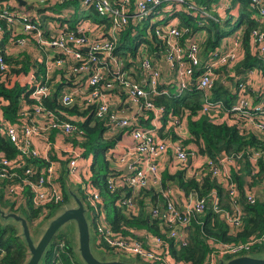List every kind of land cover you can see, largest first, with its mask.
Here are the masks:
<instances>
[{
  "label": "built area",
  "instance_id": "1",
  "mask_svg": "<svg viewBox=\"0 0 264 264\" xmlns=\"http://www.w3.org/2000/svg\"><path fill=\"white\" fill-rule=\"evenodd\" d=\"M23 1L34 8L46 0ZM57 1L62 3L64 0ZM83 5L92 6L100 17L110 19L111 24L105 34L101 31L103 25L96 30L86 23L76 32L62 30L45 37L42 33L49 30V26L40 29L33 24L26 7L20 8L16 0L0 5V22L6 27L8 44L13 42L22 48L26 44V36L34 32L39 59L43 63L40 74L31 72L28 77L32 85L30 99L38 102V105L32 111L20 107L14 123L0 121V134L13 143L18 155L16 161H9L0 151V192L4 200L9 204V201L18 202L21 208H25L29 200L33 209H40L45 215L48 212L47 206L58 205L63 201V189L58 176L65 170L69 181L80 185L83 199L90 208L97 248L148 264H175L170 258V241L176 246H184L186 229L208 207H212L216 214L223 217L232 232L241 231L245 212L240 202L249 205L264 202V147H251L236 154L222 156L218 160L188 151L182 143L172 142L158 133L159 129L166 127V135L173 128L176 134L188 137L187 114L181 117L166 115L165 108L157 106L153 97H180L184 92H201L204 96L203 114L212 118L223 112V115L229 113L233 118H242L251 128L254 137L264 143V87L259 93L252 88L254 82L260 83L263 75L249 70L243 72L244 81L234 79L233 94H236V101L229 109L223 101L212 103L207 96L217 82L219 70L233 68L243 58V27L224 37L216 49L203 52L205 50L198 44L199 36L192 38L189 29L180 28L175 20H179V6H182V12L200 10L207 16L204 7L186 4L184 0H83ZM172 5H176V8L169 15L170 20L166 21L163 14L171 13ZM163 6V11L156 10ZM250 7L257 15V26L249 34L251 51L264 63V0H251ZM148 19L153 23L163 21L154 30L156 43L161 44V51L155 56L163 59L173 73L172 76L167 70L165 73L161 72L160 66L154 63L153 54L148 52L149 55L146 47L140 49L139 64L136 66L138 75L133 67L128 68L125 64L131 62L130 57L123 59L114 54L120 36L129 23L145 26L144 22ZM3 33L0 24V47ZM2 53L3 50L0 49V72H5L8 66ZM64 68L73 74L84 75L85 81L73 90L62 92V106H94V118L105 120L114 135L130 136L132 139L131 146L124 147L125 154L116 156L117 163L124 170L123 173L108 176L107 190L117 193V203L134 216L140 211L137 198L139 193L156 191L160 200L147 206L146 212L150 220L159 224L164 238L150 233H144L141 237H125L114 231L105 219V201L99 188L88 183L81 185L83 180L80 181L78 171L81 150L70 142V139L79 137L78 127L41 104V99L51 92L52 71ZM196 71L199 76L194 78ZM167 75L174 83L171 87L173 93L168 89L159 90L161 80ZM137 77L140 78L139 81L136 80ZM117 95L124 96L128 106L132 108V114L126 113L124 105L114 103ZM148 114L149 126L145 124L144 127L139 124V119L146 120ZM162 120L167 122L165 126ZM53 132L63 135L62 141L56 137L51 138L50 134ZM36 141L42 146H36ZM168 153L180 169L189 160L202 159L203 163L198 170L187 178L201 180L208 177L216 181L227 192L228 208L220 207L215 190L205 196L196 192L182 195V204L179 200H174L173 188L162 184L159 167L161 159ZM19 161L42 164L39 165L41 167L31 164L23 173H19ZM234 174L243 178V191H240ZM261 243H264V233L234 244L216 242L210 247L203 264H217L218 259L248 254ZM62 255L70 257L61 242L53 248L51 264H64Z\"/></svg>",
  "mask_w": 264,
  "mask_h": 264
},
{
  "label": "trees",
  "instance_id": "2",
  "mask_svg": "<svg viewBox=\"0 0 264 264\" xmlns=\"http://www.w3.org/2000/svg\"><path fill=\"white\" fill-rule=\"evenodd\" d=\"M184 1L186 4H193L198 8L204 7L208 13L207 16L200 10H185L182 13H178L180 20L178 26L189 29V35L192 38L198 35V44L205 51L216 49L224 37L233 34L236 30L243 27V58L235 64V68L220 69L215 86L207 94L212 103L223 101L226 108L229 109L236 101V94H233L234 79L240 82L244 81L242 74L236 75V72L241 69L244 71L254 70L264 76V63L253 55L250 46L249 34L257 26L254 19L255 12L250 7L251 0H231L229 7L227 6L224 10L223 14L226 12L224 16H222L220 11L208 8V0ZM164 6L156 10L163 11ZM175 8L176 5H172L171 14L174 13ZM234 9L238 12V18L235 24L232 22V11ZM25 10L30 12L31 22L40 27V29L47 25L49 26V30L46 29L42 33L45 37L55 35L62 30L76 32L86 23H89L96 30L103 25L101 31L105 34L111 24L110 19L100 17L92 6H84L83 0H64L62 3H59L57 0H46L42 4L35 5L32 10L28 7ZM93 15L95 16L94 18H92ZM155 23L149 26L146 24V27L143 28L142 24L138 26L130 22L122 32L114 51V54L119 58L126 59L130 57L131 62L125 64L128 68L133 67L136 74L138 73L136 66L139 64L138 59L140 58V49L142 47H146L147 53L153 54L152 57L154 60L160 57L155 56L156 53L159 54L161 51V44L156 43V37L154 35V30L157 28ZM0 24L4 31L0 49L3 50L5 46V50H8V54L4 50L2 53L8 69L5 72H0V114H2L0 118L3 119H0V121L14 123L15 120L17 121L20 107L21 109L25 108L28 111H32L38 105V102L30 99L32 85L28 81V77L31 72L40 74L43 70V63L39 59L34 32L26 36V44L20 48L13 42L8 44L6 27L2 22ZM229 25V29H222V26L226 27ZM130 42L133 45H130ZM198 76L199 72L196 71L194 78ZM84 81V75L73 74L66 68L54 69L52 71V78L50 79V84L52 85L51 92L46 98L41 99L42 106L78 127L79 137L77 139H70V142L73 145H77L83 151V154L85 152L89 153V156L92 158L90 181L94 187L99 188V192L104 198L105 219L113 230L120 232L125 237H134L136 235L132 228L145 229L150 234L164 238L161 227L155 220H150L143 203L138 202L140 211L137 216H134L117 203L119 200L117 193H110L107 190L106 180L108 176H114L116 173L115 170H109L106 174L101 175L103 169L102 163L107 165L104 152L111 149L113 151L110 155L111 159H116L114 149L119 142L117 140L118 135L113 134V131L109 128L105 120L94 118V106L86 107L83 105H75L69 108L62 106L60 102L62 92L67 89L73 90ZM173 84L171 77L162 79L159 84V90L168 89L173 93L172 88H170L174 86ZM257 85L258 87L254 88L252 86V88L259 93L261 88L264 87V78ZM153 102L157 106H163L166 115L172 114L173 116L181 117L187 114L186 130L188 137H181L175 133L173 128L170 129L168 135L165 134L162 137L172 142H180L188 151H195L204 158L218 160L221 156L236 154L251 147H264V143L254 137L251 128L246 125L242 118H233L229 113L223 115V112L212 118L203 114L204 96L201 92H184L180 97H168L165 95L154 96ZM148 116L149 114L144 122L147 126H149ZM162 124L165 126L167 122L162 120ZM50 135L62 141L63 135L58 133H51ZM105 137H110V139L106 141L104 140ZM66 140L68 139L66 138ZM0 151L9 161H16L18 157L13 143L1 134ZM60 163L63 164L62 161ZM31 164L41 167L39 165L42 163L19 161V173H23L25 168ZM22 166L25 167L22 168ZM187 168L186 164L183 169H179L174 175L165 174L162 184L166 185L167 181L174 182L176 188L184 196H187L191 192L205 196L210 191L215 190L221 203L220 207L227 209L228 197L225 189L208 177H203L201 180H197L194 177L187 178L184 175V171ZM234 178L239 184L240 191H243V178L237 174H234ZM60 183L63 189V201L58 205L47 206V214L43 215L40 209H33L29 200L27 201L26 207L21 208L23 216L28 220V225L35 226V219L45 216L38 220L37 224H41L52 216L61 204L67 203L66 186L64 182ZM144 193H146V196H151L150 204H156L158 202L159 196L153 190L144 191ZM1 204L5 206L9 203L4 200L0 192ZM240 204L245 212L241 231L234 234L223 217L220 214H216L212 207H208L204 211V214L193 219L186 229L187 237L184 246H176L177 244L175 245L173 241H170V258L172 262L175 264H203L210 251V247L216 244V242L234 244L246 241L254 235L264 233V202L249 205L242 201ZM33 230L37 232V228H33ZM61 242L70 255V257L62 255L64 264H80L70 236L68 234L61 235L60 232L53 238L49 246V251L47 250L45 254L46 261L50 263L53 248ZM95 247H98L96 241ZM263 252L264 244L251 250L249 254L261 255ZM0 254H3L0 259V264H24L27 258L26 245L17 235L15 227L11 224H3L1 222ZM229 259L231 257L226 258V260Z\"/></svg>",
  "mask_w": 264,
  "mask_h": 264
},
{
  "label": "rangeland",
  "instance_id": "3",
  "mask_svg": "<svg viewBox=\"0 0 264 264\" xmlns=\"http://www.w3.org/2000/svg\"><path fill=\"white\" fill-rule=\"evenodd\" d=\"M230 1L231 0H208L207 6H208V8H210L212 10H219L222 13L226 9V6H227V4L230 3ZM76 7H77V4H76ZM177 10H178V12L181 13L182 12V6L177 7ZM232 14H233L232 22L235 24V21L238 18V12H237V10L234 9L232 11ZM163 16H164V18H165L166 21L167 20H170V16L169 15L164 14ZM222 16H224V14H222ZM94 17L95 16L93 15L92 18H94ZM177 22H178V25H179V20H177ZM152 23L153 22L150 21L149 19L144 22V24H147L148 26L151 25ZM162 24H163V21L162 20L161 21H157L155 23V26L156 27H159ZM230 25H231V23H230ZM230 25L229 26H226V27H223L222 26V29L224 28V30H227V29L230 28ZM142 27H146V25L145 26H142ZM148 36H150V34H148ZM130 45H133V43L130 42ZM109 139H110V137H105L104 138V140H106V141H108ZM126 140H128V142H132V139H131L130 136H126ZM112 152L113 151L111 149L106 150L104 152V157L107 160V165L105 163H102L103 169H102L101 175L106 174V172L110 170V164H111V167H113V165L114 166L115 165H119L117 163V158L116 159H113V158L111 159V156H110L111 154L110 153H112ZM124 154H125V150L123 148V149H120V151H118L116 153V156L119 157V156H122ZM80 155H81V157L79 159L78 171H79V177L81 175L80 181L83 180V182H84V183L82 182L81 185L82 184H85V183H88V184L92 185L91 182H90L91 178H89V177H91L90 169H91L92 158H91V156H89V153H86L85 152L83 154V151L82 150H81V154ZM128 161H129V158L127 159L126 163ZM106 166H107V168H106ZM58 178H60V180H59L60 182H64V184H65L66 187L69 186V187H67V190H68L67 197H69L68 198V201L65 204H61L60 207L56 210V212L52 216H50L48 219H46L44 222H42L41 224H37V222H38V220H40L41 218H43L45 216L36 218L35 221H34V222H36L35 226L28 225V220L26 219L25 216H23V214L21 212V204H19L18 202H15V201H12L11 202V201H9L10 204L5 205V206L1 204L0 205V210L2 209V211L3 212H6L7 214L10 213V214H14L16 216L23 217L26 220V222H27V226L29 228V231L31 233L32 238L35 239V240H37L41 236V234L45 231L47 225H49V223L53 219H55L65 209H68L70 207H74L75 206L74 201L72 200L73 196L74 197H78L81 200V202L83 203L84 208H85L84 216H85V219H86V222H87V225H88V229H89L90 251H91V253L93 254V256L97 260H99V261L118 260V261H123V262L131 263V264H148V263L139 261L137 259H133V258H130V257L116 255V254H114L112 252H105L102 249L95 248L94 241L96 240V236H95V233H94V230H93V227H92L91 215H90V208L87 206V204L85 203V201L83 199V193L81 191L82 189H81V187H79L80 185L79 184H74V182H70L69 179H68V177H67V174H66L65 170H64V172L62 174H59ZM6 224L13 225L15 227V229H16L17 235L22 238V235H23L22 232L23 231H22L21 223L16 222L13 219H8V220H6ZM33 228L34 229L37 228V232H34ZM61 228H62V230H61ZM61 228L59 229L61 235L68 234L70 236L71 241L73 242V246L75 247V252H76V254H78L77 253V248H78V239L77 238L78 237H77V227H76V223L73 222V221H71V222L66 223L65 225H63ZM22 240H23V238H22ZM263 244L264 243H261L260 245L255 246L253 249H255V248L259 247V246H262ZM2 255L3 254H0V257ZM244 255L254 256V255L249 254V253L248 254H244ZM255 256H260V257H263L264 258V252L261 255H255ZM51 259H52V255H51L50 263H49V262L46 261V257H43V258H41V260H40V262L38 264H51ZM222 259L223 260H226L225 258H222ZM81 262L83 263L82 260H81Z\"/></svg>",
  "mask_w": 264,
  "mask_h": 264
},
{
  "label": "water",
  "instance_id": "4",
  "mask_svg": "<svg viewBox=\"0 0 264 264\" xmlns=\"http://www.w3.org/2000/svg\"><path fill=\"white\" fill-rule=\"evenodd\" d=\"M16 1L19 7H28L29 9L33 8V6H28L27 3L23 0H16ZM243 71L244 70L242 69L240 70L241 73ZM117 139H120V137H118ZM67 187H66V192L68 195ZM72 200L74 201L75 206L65 209L61 214H59L55 219H53L49 223V225H47L45 231L41 234V236L37 240L32 238L29 228L27 226V222L23 217L16 216L10 213L7 214L6 212H3L2 209L0 210L1 223L6 224V220L8 219H13L16 222L21 223L22 231H23L22 238L27 248V259L24 264H38L41 258L45 257L47 250L49 251V246L53 238L60 232L59 229L63 225L71 221L75 222L77 227V237H78L77 257L79 259L80 264L82 263L81 260L83 261L84 264H131L118 260L99 261L93 256V254L90 251L89 229L84 216L85 213L84 205L78 197L73 196ZM95 241H94V246H95ZM74 251H75V247H74ZM217 264H264V258L255 255L254 256L240 255V256L232 257L229 260L218 259Z\"/></svg>",
  "mask_w": 264,
  "mask_h": 264
},
{
  "label": "crops",
  "instance_id": "5",
  "mask_svg": "<svg viewBox=\"0 0 264 264\" xmlns=\"http://www.w3.org/2000/svg\"><path fill=\"white\" fill-rule=\"evenodd\" d=\"M8 1H11V0H2V1H0V5L2 4V3H4V2H8ZM230 3H231V1H230ZM229 3V4H230ZM229 4H227V6L229 7ZM19 6V5H18ZM227 6H226V8H227ZM20 8H22V7H20ZM32 10V9H31ZM219 11V10H218ZM224 12H222V14H223ZM164 14H166V15H170L171 13H164ZM163 14V15H164ZM224 15H226V12H225V14ZM255 18H257V15H255L254 14V19ZM175 22H177L176 20H175ZM177 24H178V22H177ZM222 41V40H221ZM221 41H220V44H221ZM1 48V47H0ZM3 48V47H2ZM3 50L4 51H6L5 50V46H4V48H3ZM208 51H210V50H208ZM203 52H207V51H203ZM6 53L8 54V50L6 51ZM50 55L51 56H53V54L52 53H50ZM154 63H157L159 66H160V68H161V72L162 73H165V71L167 70V72H168V74L170 75V76H172L173 75V73L168 69V67L166 66V64H165V62L163 61V59L162 58H158L157 60H155V62ZM236 66V65H235ZM235 66H233V68H235ZM244 72V71H243ZM243 72L241 73L240 71H238V72H236V75H238V74H242V76H243ZM169 75H167L164 79H168L169 78ZM242 76H240V77H242ZM139 79L140 78H136V80L137 81H139ZM258 83L257 82H254L253 84H252V86L254 87V88H256V87H258V85H257ZM109 101H110V97H109ZM114 103H116V105H124L125 107V109H127L126 111V113H128V114H132L133 113V111H132V108L131 107H129L128 106V103H127V101L125 100V98H124V96H122V95H117V99H115L114 100ZM2 116V114H0V117ZM145 119H139V124H141L142 126H144L145 127V124H144V121ZM159 128V127H158ZM54 133V132H53ZM158 133H159V136L161 135V137L163 136V135H165L166 133H167V130H166V127H164V128H162V129H159L158 130ZM183 135H184V133H182ZM187 136V135H186ZM118 137H120V139H117L119 142H118V144L116 145V147H115V149H114V153H115V155H116V153L118 152V151H120V149H123L124 147H129V146H131V142H128V140H126V136L124 135L123 137L122 136H118ZM117 137V138H118ZM51 138H53L52 136H51ZM35 144H36V146H39V147H41L42 145H40V143L38 142V141H36L35 142ZM110 154H112V153H110ZM221 158V157H220ZM201 163H203V161H202V159H200V158H198V159H192V160H189V162L187 163V169H185V171H184V175L186 176V177H188V176H192L197 170H198V168H199V166L201 165ZM159 167H160V172H161V176H162V180L165 178L164 177V175L165 174H170V175H174L175 173H177L178 172V170L180 169L179 167H178V165H177V163H176V161L171 157V154L170 153H168L167 155H165L162 159H161V161H160V163H159ZM110 170L111 171H113V170H115V173H123L122 171L124 170V167L122 166V165H113V167H111V164H110ZM167 185H170L172 188H173V190H172V192H173V198H174V200H176V201H178L179 200V202L182 200V195L183 194H181L182 192H179V190L176 188V186H175V183L174 182H172V181H167V183H166ZM125 192H128V190L127 189H125ZM154 193H156V191H154ZM157 194V193H156ZM138 202L139 203H143L144 204V206L145 207H149L150 206V201H151V196L150 195H147L146 196V193H144V192H140L139 193V195H138ZM159 200V199H158ZM138 203V204H139ZM181 203V202H180ZM182 204V203H181ZM132 230L134 231V233H135V235L136 236H138V237H141L144 233H149V232H147L145 229H136V228H132Z\"/></svg>",
  "mask_w": 264,
  "mask_h": 264
}]
</instances>
